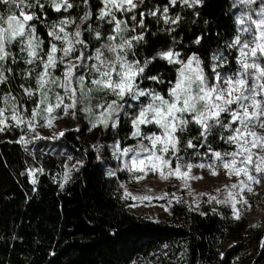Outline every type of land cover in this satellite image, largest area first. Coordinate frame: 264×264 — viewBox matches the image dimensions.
I'll use <instances>...</instances> for the list:
<instances>
[{
	"label": "snow or ice",
	"instance_id": "obj_1",
	"mask_svg": "<svg viewBox=\"0 0 264 264\" xmlns=\"http://www.w3.org/2000/svg\"><path fill=\"white\" fill-rule=\"evenodd\" d=\"M243 2L251 4L254 0ZM0 3L9 6L7 14H0V84L8 83L10 77L15 78L13 65L23 63L25 66L15 70L23 81L19 84L20 93L0 94V133L12 127H26L34 132L40 121L44 122L41 126L52 127L58 118V109L67 115L69 109H76L78 104L84 105L87 101L82 110L95 117L92 127L111 125L116 128L121 113L130 119L134 129L131 136L138 143L123 149L122 154L132 153L130 164L125 167L130 172L142 174L137 180L145 178L149 172L159 173L162 179L171 176L185 182L199 179L190 176L193 164H181L183 157L179 155L183 134L190 124H195L199 135L187 138L185 147L196 148L193 139L202 140L199 146H207L213 157L212 163H200L196 167H207L212 175H218L216 169L221 167L230 177L246 178L231 185L232 189L252 191L249 182L260 183L264 176V4L256 13L258 19L251 15L238 19V32L227 44L238 52L236 71H218L228 60L223 53H217L212 56L214 63L209 77L200 57L193 54L184 61L179 59L180 53L171 48L158 51L143 63L128 59L129 53L135 56V46L144 41L145 16L156 18L158 23L162 20L165 25H178L181 16H170L169 7L179 3L192 8L202 5V0H169L162 8L154 6L139 12V20L136 10L144 0H100L101 6L95 12L98 21L95 28L89 23L93 17L89 0H81L85 11L79 22L71 16H62L48 24L47 51L32 23L41 19L34 9L39 8L43 13L47 4L57 13H67L78 7L74 0H0ZM103 25L109 28L101 31ZM137 28L141 32L137 33ZM167 31H175V28ZM85 32L103 42L89 51ZM196 43H200L199 38ZM156 59L180 65L167 96L140 87L144 78L160 81L159 76L144 77L145 69ZM57 69L61 71L59 76L55 74ZM56 89H61L63 94ZM141 97L147 100L138 103V107L126 100L140 102ZM65 99L70 103L65 104ZM23 100L33 101L30 113ZM93 100L96 101L94 105ZM126 106L135 110L125 111ZM148 126H154L156 131H144ZM213 130H217L218 138L228 144L230 150L220 152L211 148L208 137ZM19 142L28 143L24 137ZM114 147L119 149V144ZM173 158L177 161L174 169ZM70 171L64 175L65 182ZM36 183L33 179L32 184ZM227 197L229 199L217 203L231 201L234 209L237 203L248 204L247 200L238 201L230 190ZM125 198L153 199L134 196L127 191ZM235 218L240 219L238 209Z\"/></svg>",
	"mask_w": 264,
	"mask_h": 264
},
{
	"label": "trees",
	"instance_id": "obj_2",
	"mask_svg": "<svg viewBox=\"0 0 264 264\" xmlns=\"http://www.w3.org/2000/svg\"><path fill=\"white\" fill-rule=\"evenodd\" d=\"M74 3L78 7L67 13H57L47 4L43 13L34 9L41 19L32 23L45 42V51L50 39L48 24L62 16H71L79 22L85 8L81 0ZM168 3L169 0H144L136 10L137 20L139 12L154 6L162 8ZM89 4L93 12L89 23L95 28L100 0H89ZM8 7L0 3L1 13L7 14ZM234 7V0H202V5L192 8L177 3L169 7V15L181 16L178 25H165L162 20L158 23L156 18L145 16L144 41L135 46V56L129 53L128 59L143 63L158 51L171 48L184 61L193 54L200 57L205 73L211 77L213 54L222 52L236 34ZM170 27L175 31H167ZM108 28L103 25L101 31ZM136 31L139 33L141 29ZM84 39L89 51L103 42L88 32L84 33ZM12 67L15 78L10 77L8 83L0 85L19 94L23 81L15 70L25 66L21 63ZM179 67L161 59L152 61L144 77L159 76L160 81L144 78L140 87L167 96ZM146 100L147 97H141V103ZM22 102L30 113L33 101ZM133 130L130 119L121 113L119 125L116 128L110 125L98 144L130 147L137 142L131 136ZM198 135L195 124L183 134L179 152L183 159L191 152L212 156L207 146H199L202 140L193 139L196 148L185 147L187 138ZM21 137L28 143L19 142ZM208 143L214 151L228 150L215 134L208 137ZM101 153L75 129L55 141L35 139L26 127H12L0 133V264H231L238 253L228 251L222 242L226 220L220 211H194L184 204H175L171 215L159 221L131 213L121 198V186L127 181L125 172L117 171L110 176L100 160ZM69 169L65 182L64 175ZM252 264H264V243Z\"/></svg>",
	"mask_w": 264,
	"mask_h": 264
},
{
	"label": "rangeland",
	"instance_id": "obj_3",
	"mask_svg": "<svg viewBox=\"0 0 264 264\" xmlns=\"http://www.w3.org/2000/svg\"><path fill=\"white\" fill-rule=\"evenodd\" d=\"M234 3V18L237 34L240 27L238 19L242 15L245 17L251 15L253 19H258L256 13L260 11L262 4H264V0H254L251 4H246L243 0H234ZM0 14H2L1 11ZM233 38L229 42H231ZM220 53H223V55L227 57L228 63L217 70L222 73L236 71L237 50L230 49L226 45V48ZM55 74L59 76L61 75V71ZM56 91H60L61 94H63L61 89H56ZM7 92L8 91L4 90L0 85V94ZM67 103H70V101L65 99V104ZM95 103L96 101L93 100L92 104L94 105ZM128 103L138 105V102L134 101H128ZM86 104L87 101H85L84 105L78 104L76 109H69L67 115H64L62 109H58L56 113L58 118L53 121L52 127L41 126L44 122L40 121L36 125L34 132L27 128L29 135L35 139H37L36 137H40L47 141H55L62 136L60 135L61 132L64 134L73 129L80 132L84 140L92 142V144L102 152L100 160L105 165L107 173L110 176L115 175L117 171L125 172L127 181L121 186V198L125 203V209L131 213L159 221L171 215L172 208L175 204H184L194 211H220L226 220V229L222 242L228 251H233L234 254L238 253L231 259V264H252V260L256 257L264 243V176H261L260 183L258 184L249 182L252 191H248L247 188L243 191L239 188L232 189L231 185L238 184L239 180L246 178L243 176L230 177L227 175L226 170L221 167H217L216 169L219 173L218 175H212L207 167L199 168L196 167V165L200 163H212L213 157L200 154L199 152H191L186 155L185 159L181 160V164H193L190 176L200 177L199 179H188L187 182L175 176L162 179L159 173L149 172L145 178L137 180L136 177L142 174L130 172L125 167L126 164H130L132 153H129L128 156H124L122 153L125 148L121 145H119V149H117L114 147L116 144H110L109 146L98 144V140L108 127H92L91 122L94 121L95 117L89 116L82 110ZM125 110L132 112L135 109H129L126 106ZM148 127H152V129L144 128V131H156L154 126ZM213 134L217 135V130H213ZM218 140L220 141L219 138ZM143 142L145 144L148 143V141ZM137 143L138 141L130 147L137 145ZM226 145L227 149L230 150L229 145ZM176 163V159L173 158V169L176 167ZM33 179H35V175H32V180ZM229 190L233 192L238 201H248V204H236L240 219L235 218L236 209L232 207L231 201L228 203H217V201L229 199L227 197V192ZM126 191L134 196H149L153 197V199L144 201L132 200L130 198L126 199ZM211 197H215L216 199L213 200ZM259 234L263 235L260 236ZM221 259L222 261L225 260V254H222Z\"/></svg>",
	"mask_w": 264,
	"mask_h": 264
}]
</instances>
